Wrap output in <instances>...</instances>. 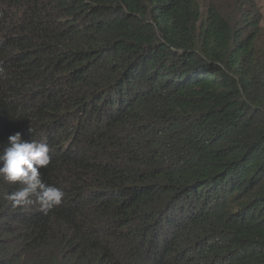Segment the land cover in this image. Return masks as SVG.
I'll return each mask as SVG.
<instances>
[{
  "label": "trees",
  "instance_id": "1",
  "mask_svg": "<svg viewBox=\"0 0 264 264\" xmlns=\"http://www.w3.org/2000/svg\"><path fill=\"white\" fill-rule=\"evenodd\" d=\"M16 132L65 196L0 178V264H264L257 0H0V152Z\"/></svg>",
  "mask_w": 264,
  "mask_h": 264
},
{
  "label": "clouds",
  "instance_id": "2",
  "mask_svg": "<svg viewBox=\"0 0 264 264\" xmlns=\"http://www.w3.org/2000/svg\"><path fill=\"white\" fill-rule=\"evenodd\" d=\"M21 137L20 132L10 135L8 146L0 152V178L18 185V189L5 198L14 207L37 202L41 210L47 212L59 206L65 196L64 191L45 184L41 177V169L46 168L51 160L50 149L46 142L23 140Z\"/></svg>",
  "mask_w": 264,
  "mask_h": 264
},
{
  "label": "rangeland",
  "instance_id": "3",
  "mask_svg": "<svg viewBox=\"0 0 264 264\" xmlns=\"http://www.w3.org/2000/svg\"><path fill=\"white\" fill-rule=\"evenodd\" d=\"M257 5L260 9V12L263 16V21H264V0H257Z\"/></svg>",
  "mask_w": 264,
  "mask_h": 264
}]
</instances>
